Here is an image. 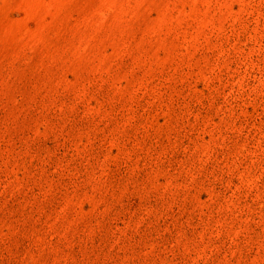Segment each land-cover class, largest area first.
Returning <instances> with one entry per match:
<instances>
[{"label":"rangeland","instance_id":"obj_1","mask_svg":"<svg viewBox=\"0 0 264 264\" xmlns=\"http://www.w3.org/2000/svg\"><path fill=\"white\" fill-rule=\"evenodd\" d=\"M0 264H264V0H0Z\"/></svg>","mask_w":264,"mask_h":264}]
</instances>
